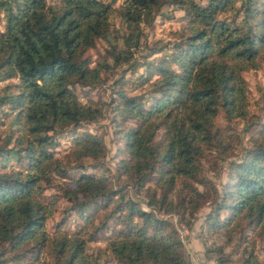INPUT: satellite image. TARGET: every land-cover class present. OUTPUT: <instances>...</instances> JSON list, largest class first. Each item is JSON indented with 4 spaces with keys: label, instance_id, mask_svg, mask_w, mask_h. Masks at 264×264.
Masks as SVG:
<instances>
[{
    "label": "trees",
    "instance_id": "obj_1",
    "mask_svg": "<svg viewBox=\"0 0 264 264\" xmlns=\"http://www.w3.org/2000/svg\"><path fill=\"white\" fill-rule=\"evenodd\" d=\"M115 2L0 0V264H187L157 211L200 217L212 264H264V85L250 100L243 76L264 63V0ZM171 10L172 36L148 42ZM105 116L110 173L89 128Z\"/></svg>",
    "mask_w": 264,
    "mask_h": 264
},
{
    "label": "rangeland",
    "instance_id": "obj_2",
    "mask_svg": "<svg viewBox=\"0 0 264 264\" xmlns=\"http://www.w3.org/2000/svg\"><path fill=\"white\" fill-rule=\"evenodd\" d=\"M119 0H116L115 4H117ZM180 11L171 10L167 16L165 15H156L154 18L152 26L145 28L146 31V39L148 42H153L156 38L160 39H168L172 36V32L174 29L178 27L180 24ZM113 23L115 25L118 24V21L115 17H113ZM102 52V44L100 42H96L93 47H89L85 50L84 56L88 61V65H93L95 60L98 58L99 54ZM159 55V53L154 54L153 56ZM142 71V68H138L136 73ZM134 75L132 77H134ZM127 76H129L127 74ZM243 76L248 85V95L249 99L252 100L256 95V88L258 85H264V63L259 69L255 70H246L243 72ZM109 82V81H108ZM106 82V83H108ZM3 82H0V84ZM106 83L97 85L93 88L88 89L87 86L74 85L73 89L77 96L85 101L87 99L96 100L97 98L105 99L108 89L106 88ZM132 83L128 82L125 84L127 88L132 87ZM139 91V89H136ZM107 115V114H105ZM91 130L100 131L103 135V139L105 145L107 147V153L105 157V165L108 168V173L112 171V161L113 158L110 157L112 152L114 151L115 145L113 141H111L110 134V124L108 122L107 117H102L98 121L89 125ZM68 139L61 138L57 149L59 153L65 152L68 149ZM12 160L8 162L11 165ZM88 171H92L94 173L101 172V168H86ZM222 177V176H221ZM214 181H217V178H213ZM52 190L48 188L46 192H51ZM139 200L143 198L138 196L136 197ZM141 206L145 208V206L141 203ZM157 214L166 218L176 229L179 238L181 239L184 245L185 258L187 260V264H212L211 259H207L204 257L202 249H203V240L205 239L204 235H200V227L199 223L201 221L200 217H197L190 227H187L182 221H179L174 214H166L161 211H157ZM75 217V216H73ZM72 217V218H73ZM50 223V221L48 222ZM72 225V221H70ZM207 237V236H206ZM206 242L210 241V238L205 239ZM92 245L103 246L102 241L93 242ZM254 251L260 259H264V240L257 241L254 245ZM238 252L233 254L234 263L238 261ZM3 264H14L11 261H7ZM106 264H112L111 261L107 260Z\"/></svg>",
    "mask_w": 264,
    "mask_h": 264
}]
</instances>
